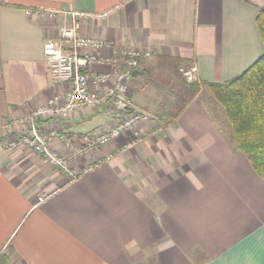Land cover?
I'll return each instance as SVG.
<instances>
[{
    "label": "crops",
    "instance_id": "crops-1",
    "mask_svg": "<svg viewBox=\"0 0 264 264\" xmlns=\"http://www.w3.org/2000/svg\"><path fill=\"white\" fill-rule=\"evenodd\" d=\"M259 9L264 0H0V264H264V179L204 86L263 54ZM72 13L85 15L83 35L152 55L130 84L134 110L150 117L141 142L127 148L126 134L72 162L69 178L25 147L5 149L2 126L60 91L43 44ZM63 123L75 135L113 125L102 109Z\"/></svg>",
    "mask_w": 264,
    "mask_h": 264
},
{
    "label": "built area",
    "instance_id": "built-area-1",
    "mask_svg": "<svg viewBox=\"0 0 264 264\" xmlns=\"http://www.w3.org/2000/svg\"><path fill=\"white\" fill-rule=\"evenodd\" d=\"M80 16L85 15L72 13L71 22L58 30L57 39L43 44L47 77L60 91L23 119L5 122L2 126L5 149L25 147L69 178L76 176L71 169L72 162L97 153L126 134L131 135L126 147H135L142 140L138 126L150 122L147 113L134 110L130 84L132 73L142 60L151 57L152 52L83 35L77 20ZM179 72L187 83L195 82L192 68L182 67ZM100 109L113 121L109 129L76 135L64 131L61 123L73 114L96 113ZM44 122L50 125L44 127ZM16 126L23 129L17 137L13 134ZM58 147H62L63 152ZM103 158L107 161L111 154ZM103 158L95 160L87 170L102 163Z\"/></svg>",
    "mask_w": 264,
    "mask_h": 264
},
{
    "label": "trees",
    "instance_id": "trees-1",
    "mask_svg": "<svg viewBox=\"0 0 264 264\" xmlns=\"http://www.w3.org/2000/svg\"><path fill=\"white\" fill-rule=\"evenodd\" d=\"M263 54L244 72L209 90L230 125L236 148L255 173L264 179V10L255 17Z\"/></svg>",
    "mask_w": 264,
    "mask_h": 264
},
{
    "label": "water",
    "instance_id": "water-1",
    "mask_svg": "<svg viewBox=\"0 0 264 264\" xmlns=\"http://www.w3.org/2000/svg\"><path fill=\"white\" fill-rule=\"evenodd\" d=\"M136 73H137V72H136V71H134V72L132 73V76H135V75H136Z\"/></svg>",
    "mask_w": 264,
    "mask_h": 264
},
{
    "label": "rangeland",
    "instance_id": "rangeland-1",
    "mask_svg": "<svg viewBox=\"0 0 264 264\" xmlns=\"http://www.w3.org/2000/svg\"><path fill=\"white\" fill-rule=\"evenodd\" d=\"M191 84V83H190ZM207 89V88H206ZM159 90H161L160 88H159ZM208 90V89H207ZM209 91V90H208ZM163 92H164V90H163Z\"/></svg>",
    "mask_w": 264,
    "mask_h": 264
}]
</instances>
